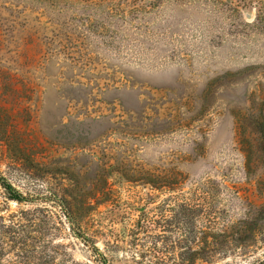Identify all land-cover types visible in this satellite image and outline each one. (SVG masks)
<instances>
[{
	"label": "rangeland",
	"instance_id": "rangeland-1",
	"mask_svg": "<svg viewBox=\"0 0 264 264\" xmlns=\"http://www.w3.org/2000/svg\"><path fill=\"white\" fill-rule=\"evenodd\" d=\"M263 127L264 0H0V172L44 196L77 262L148 264L186 235L158 226L177 193L146 172L216 180L223 222L256 214ZM245 254L214 264L262 262L260 237Z\"/></svg>",
	"mask_w": 264,
	"mask_h": 264
},
{
	"label": "trees",
	"instance_id": "trees-1",
	"mask_svg": "<svg viewBox=\"0 0 264 264\" xmlns=\"http://www.w3.org/2000/svg\"><path fill=\"white\" fill-rule=\"evenodd\" d=\"M248 133L247 137L253 142L252 151H258V143L264 142V130L250 128ZM0 135L6 141L9 139L7 134ZM138 182L161 194L177 193L161 202L160 218L156 222L164 229L171 227L174 234L184 227L187 229L185 236L180 234L173 238L171 252L153 249L156 254L148 264H169L170 261L171 264H214L239 251L246 255V250L259 243V237L264 243V220L261 217L264 206L256 214H248L237 222H223L220 213L214 209L215 201L219 199L214 192L221 186L212 178L192 180L190 176L175 171L146 172L140 174ZM103 184H108L106 178ZM186 185L188 193L183 191ZM96 193L101 196L96 206H89L92 212L109 203L114 196L113 190L106 187ZM28 196L19 192L0 172V264H82L76 261L67 246L56 239L63 224L58 214L50 206L35 204L44 196ZM145 222L140 229L148 226L150 219ZM78 224L82 229V223ZM142 260L149 259L146 256L135 258V264H144ZM102 264H107L106 258ZM255 264H264V260Z\"/></svg>",
	"mask_w": 264,
	"mask_h": 264
}]
</instances>
